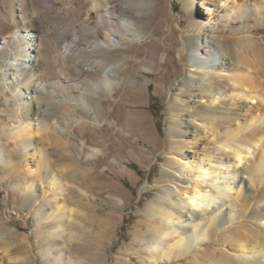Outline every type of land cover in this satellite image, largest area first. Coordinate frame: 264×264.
Masks as SVG:
<instances>
[{
    "label": "bare ground",
    "instance_id": "1",
    "mask_svg": "<svg viewBox=\"0 0 264 264\" xmlns=\"http://www.w3.org/2000/svg\"><path fill=\"white\" fill-rule=\"evenodd\" d=\"M88 1V16L98 15L95 37L81 40L77 34L60 41L61 28L45 27L39 10L72 11L76 0H0L10 8L14 26L0 35V84L12 80L20 86L11 99L16 109L6 113L4 128L12 134L16 154L29 156L38 166L18 163L23 179L30 178L20 191L35 205L66 189L49 171L50 158L40 137L68 135L62 122L70 117L80 127L88 118L78 111L90 114L96 125L116 129V121L107 116L115 109L119 90L136 87L142 96L148 93L149 81L129 72L132 46L147 37L139 8L147 4ZM182 1L193 22L182 33L178 58L185 61L190 48L192 52L177 93H169L175 111L170 122L180 128L195 126L196 132L194 136L188 130L171 132L174 140L167 154L172 172L163 176L159 195L149 206V231L141 228L138 239L147 248L149 264H264V41L254 39L264 28V0ZM228 29L242 42L225 43ZM187 37L195 41L190 43ZM76 51L89 58L70 68L62 66ZM58 66L63 68L57 74ZM191 88L199 94L193 95ZM196 100L200 106L195 108ZM66 140L69 143L72 136ZM82 148L77 160L90 164L101 153L94 149L85 154ZM2 161L15 168L14 159ZM111 163L120 161L115 158ZM110 202L125 205L119 196H110ZM63 208L55 203L40 215L49 228L43 264H93L95 253L86 251L87 238L81 235L95 231L75 214H61ZM102 216L103 222L112 219ZM34 253L29 247L23 258L4 253L0 264H41ZM121 264L143 263L127 255Z\"/></svg>",
    "mask_w": 264,
    "mask_h": 264
},
{
    "label": "rangeland",
    "instance_id": "2",
    "mask_svg": "<svg viewBox=\"0 0 264 264\" xmlns=\"http://www.w3.org/2000/svg\"><path fill=\"white\" fill-rule=\"evenodd\" d=\"M122 1L120 0V4L127 0ZM138 1H145L147 4L139 7L143 12L142 24L147 31V40L132 46L130 54L133 58L129 62V72L141 81L144 78L149 81L148 93L143 94L146 99L144 100L141 94L143 92L136 87L119 90L115 109L112 115L107 116L116 121V129L96 125L90 114L78 111L77 115H85L88 118L80 127L75 126L73 117L66 120V124L65 120L62 122L63 127L67 125V121H72L67 125L68 128L71 127L70 132L64 126L68 135L72 136L71 143L66 140V134H63L65 137H60L62 134L57 135L58 138L54 136L56 139L46 133L44 138L38 137L41 147L47 150L50 158L49 171L53 170L63 182L59 180L62 187L66 188L64 192L50 194L41 201V205L27 202L28 196L20 191V186L30 181L27 176L23 179L24 169L20 167L21 162L26 161L27 167L33 169L38 166L29 156L20 158V155L16 154L12 134L4 128L6 113H12L16 109L11 99L18 95L20 86L12 80L0 84V152L3 156V159H0V258L4 253L23 258L29 247L34 249L35 255L38 253L39 263L43 264L45 245L48 241L45 234H49V228L43 225L40 215L45 214L57 203L64 207L61 214L73 213L79 219H84L82 224L95 231V234L81 235L87 238L86 245L84 244L86 251L95 253L93 264H121L127 255L132 256L135 261H142L143 264L150 263L147 248L138 236L141 228L143 232L149 231V206L159 195L163 176L172 172L167 154L169 143L174 140L170 137L171 132L188 130L191 136L196 132L195 126L192 125H184L181 128L177 124L172 125L170 119L175 111L169 105V93H177L178 81L191 58L190 48L189 53L185 54V61H181L178 58V48L183 43L182 33L190 29L193 21L188 17L182 0ZM76 4L77 7L72 11H62L58 8L45 10L46 12L39 10L44 16L45 27L61 28L57 35L60 41H63L64 37L75 38L77 34L81 40H91L95 37L97 13L93 12L88 16V0H76ZM11 15L8 5H0V35L4 34L9 26L14 27ZM100 31L98 33L102 36ZM227 31L223 34L225 43L237 45L242 42L233 31ZM254 39L264 41V28L256 32ZM187 40L190 43L195 41L188 37ZM48 50L51 51L50 48ZM85 58L89 57L83 52H71L67 62L64 61L61 65L70 68L85 61ZM62 66L56 68V73H59ZM190 90L193 95L200 92L196 88ZM192 106H200V101L196 100ZM79 147H83L85 154L94 149L101 153L90 164L82 159L77 160ZM115 158L120 164L111 163ZM13 159L16 162L15 168L11 163L5 164L2 161L11 162ZM110 196L121 197L125 205L120 207L110 202ZM102 215H110L112 219L103 222ZM91 218H96L99 222H93ZM11 233L15 235L12 236ZM60 238L55 235L56 240ZM135 243H139L140 247H135Z\"/></svg>",
    "mask_w": 264,
    "mask_h": 264
}]
</instances>
